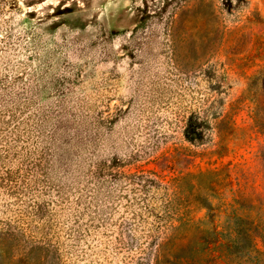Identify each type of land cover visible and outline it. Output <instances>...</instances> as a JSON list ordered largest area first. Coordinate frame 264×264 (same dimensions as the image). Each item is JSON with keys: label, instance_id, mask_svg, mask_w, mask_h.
Masks as SVG:
<instances>
[{"label": "rangeland", "instance_id": "rangeland-1", "mask_svg": "<svg viewBox=\"0 0 264 264\" xmlns=\"http://www.w3.org/2000/svg\"><path fill=\"white\" fill-rule=\"evenodd\" d=\"M0 264H264V0H0Z\"/></svg>", "mask_w": 264, "mask_h": 264}, {"label": "trees", "instance_id": "trees-1", "mask_svg": "<svg viewBox=\"0 0 264 264\" xmlns=\"http://www.w3.org/2000/svg\"><path fill=\"white\" fill-rule=\"evenodd\" d=\"M196 124V123H195ZM192 124H190V127L188 125V131H187V127H186V135H187V138L192 141V142H195L197 140V137L196 135H194L193 133H189L191 131V126ZM190 128V129H189ZM193 128H195V126H193Z\"/></svg>", "mask_w": 264, "mask_h": 264}]
</instances>
